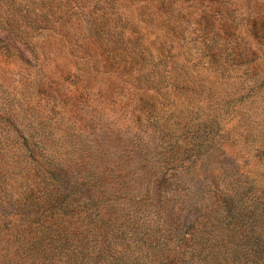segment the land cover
I'll return each instance as SVG.
<instances>
[{"label":"rangeland","instance_id":"rangeland-1","mask_svg":"<svg viewBox=\"0 0 264 264\" xmlns=\"http://www.w3.org/2000/svg\"><path fill=\"white\" fill-rule=\"evenodd\" d=\"M159 1L0 0V264L264 259V0Z\"/></svg>","mask_w":264,"mask_h":264},{"label":"trees","instance_id":"trees-1","mask_svg":"<svg viewBox=\"0 0 264 264\" xmlns=\"http://www.w3.org/2000/svg\"><path fill=\"white\" fill-rule=\"evenodd\" d=\"M190 2H192V0H190ZM148 4H151V3H148ZM158 5L161 6V5H165V4L161 0V1H159ZM147 6L148 7L145 8V11H144L145 18H147V19H145V22L148 25L152 24V26L154 27L153 23L155 21L157 22L159 20V15L157 13L156 8H152V7H150V5H147ZM170 15H171V13L169 12L168 16L170 17ZM193 15H191L190 11H186V13L184 11L183 12V16L185 17V19H183V22L185 21V23H189V22L192 23L194 25L193 29H195L196 31L201 27L202 23H204L205 27L199 29L200 31L198 30L199 31V37H202V39H205L204 36L209 33V32L206 33V25L213 26L215 30H218V31L220 30V28H218V27L213 25L215 19L213 17H210V15H203L201 17H198L197 19H195L193 17ZM169 17H167V19H164L163 23L168 25L167 31L170 33V36L173 37V33L175 31V23L174 22H170V18ZM187 26L188 25H185L184 27L186 28ZM156 27H157V25L153 29H157ZM155 34H156V38H157V33H155ZM189 34H192V32L189 33ZM215 36L218 37V34H216ZM204 41H205L206 44L203 42L201 44V47H200L201 48V54H202L201 57L202 58H199V60L190 62L189 65L194 66L196 64L197 65L198 64H204V67H206V68H210V69L215 70V71L219 69L222 72H226L227 70L232 68V66L236 62H234V59L232 57L228 56L229 55L228 53L225 54L224 49H223L222 46H220L218 44H213V43L209 42L208 40H204ZM232 49L229 48L227 50V52L230 53ZM245 50L246 49H244V51ZM232 52H233V50H232ZM240 54L241 53L239 52L238 55H240ZM174 62H178V61H174ZM171 63L173 65V61ZM241 64L245 65L246 62L242 61ZM161 65H162V68L164 69L165 61H161ZM180 67H181L180 69H183L184 72H187L186 71L187 70L186 65L180 64ZM173 68L174 67L172 66L171 70H173ZM262 81H263V78L261 79L260 82L262 83ZM173 83L175 85L178 84V82H173ZM258 86H259L258 84L250 85L249 89H248V93L249 94L253 93L258 88ZM246 97H247V95L244 94V95L240 96L239 99H241V100L243 99L244 100ZM260 141H261V143H263L264 139H260ZM29 154H31V151H28V155ZM257 264H264V259L263 260L259 259L257 261Z\"/></svg>","mask_w":264,"mask_h":264}]
</instances>
